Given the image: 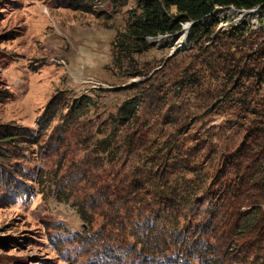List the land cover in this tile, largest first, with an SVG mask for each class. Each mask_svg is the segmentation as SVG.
Wrapping results in <instances>:
<instances>
[{"label": "rangeland", "instance_id": "rangeland-1", "mask_svg": "<svg viewBox=\"0 0 264 264\" xmlns=\"http://www.w3.org/2000/svg\"><path fill=\"white\" fill-rule=\"evenodd\" d=\"M70 1L0 0V129L36 140L0 142V264H264V0L215 7L207 51L190 29L138 51V0Z\"/></svg>", "mask_w": 264, "mask_h": 264}, {"label": "trees", "instance_id": "trees-1", "mask_svg": "<svg viewBox=\"0 0 264 264\" xmlns=\"http://www.w3.org/2000/svg\"><path fill=\"white\" fill-rule=\"evenodd\" d=\"M262 3L263 0H138L137 8L139 13L134 16L132 22L127 27L126 37L131 40V42H133L134 47H136L138 51L146 48V39L156 38L159 35L171 36L177 34L173 37V40L176 38V36L180 35V38L177 41L178 45H180L182 42L185 43L186 36L183 38L185 33L181 30V25L185 23L191 26L190 31L187 35L188 44H193V46H195L200 39L205 38V42H209V44L204 47V51H207L211 47L215 48V46H217L218 43L221 42L220 38L217 37H213L215 40H211L212 38H208L210 35V23L215 24V21H211V19L209 18L211 12L215 7H232L234 10L248 12L253 8L261 6ZM67 5L72 6L76 9H84V3H82V1L80 0L67 2ZM170 9L174 10V14L170 13ZM235 13H239V11H236ZM194 24H196V26H194ZM179 31L181 32L179 33ZM244 32L245 30L242 29L235 32L237 33V35L235 33H232V35L242 36L244 35ZM229 38H232V36L230 35ZM212 42H216V44L213 45ZM139 46H141V48H139ZM228 65L229 64L227 63L226 66ZM222 71L228 78H232L235 74V70L232 69L225 70L224 68L222 69ZM86 104H88V101L73 103L70 107L67 120L73 115L80 114V109L86 107ZM135 106L136 103L134 102H125L120 110L122 116L120 120H130L135 112ZM53 112L50 113V117ZM16 138L21 140L19 141L20 144H34L36 142V140H34L33 138V133L29 130H20L14 127L0 129V142L12 141ZM111 142V139H105V141H101L99 144L100 152L106 153L107 150L111 149ZM147 173L148 179L145 180L144 183L151 181L149 172L144 173L145 175L143 174L141 178L143 179V177L146 176ZM259 181L264 185V175L261 176V180ZM176 201L177 200L171 199V202L175 203ZM220 204L217 206V208L219 209L218 211H227V204ZM139 205L141 206L139 207L140 209L148 208V206L145 207L141 201ZM254 210L255 209H252V211H244L238 216L239 221H237V225L238 223H243L242 229L246 233L249 232L251 234L257 229H260L259 226L262 223V219L260 217L259 211ZM76 211H83L82 205L78 206ZM141 211L142 210H139L137 211V213H134L132 219L136 218V220L139 222V220L141 219L140 214H142ZM79 216L82 220L88 219L86 212H79ZM137 221L134 223L137 224ZM134 227L135 224H132V227L129 229L132 236L134 235L133 232H135L132 230Z\"/></svg>", "mask_w": 264, "mask_h": 264}, {"label": "bare ground", "instance_id": "bare-ground-1", "mask_svg": "<svg viewBox=\"0 0 264 264\" xmlns=\"http://www.w3.org/2000/svg\"><path fill=\"white\" fill-rule=\"evenodd\" d=\"M256 9V8H255ZM251 11V10H250ZM194 26H196V24H194ZM191 28V26L189 24H185V26L183 25L182 31L185 33V35L183 36V38L186 36L187 32L189 31V29ZM160 37V36H159ZM157 38V37H156ZM168 38V37H167ZM155 38H151V40H153Z\"/></svg>", "mask_w": 264, "mask_h": 264}, {"label": "clouds", "instance_id": "clouds-1", "mask_svg": "<svg viewBox=\"0 0 264 264\" xmlns=\"http://www.w3.org/2000/svg\"><path fill=\"white\" fill-rule=\"evenodd\" d=\"M21 196L22 195H20L19 197L15 198V199L19 200L21 203L22 202H26L29 199V197H30V200L32 199V196L20 198Z\"/></svg>", "mask_w": 264, "mask_h": 264}, {"label": "water", "instance_id": "water-1", "mask_svg": "<svg viewBox=\"0 0 264 264\" xmlns=\"http://www.w3.org/2000/svg\"><path fill=\"white\" fill-rule=\"evenodd\" d=\"M260 7H262V5L261 6H258V7H256V9H259ZM253 9H255V8H253ZM253 9H251V10H253ZM236 11H241V10H236ZM250 11V10H249Z\"/></svg>", "mask_w": 264, "mask_h": 264}]
</instances>
